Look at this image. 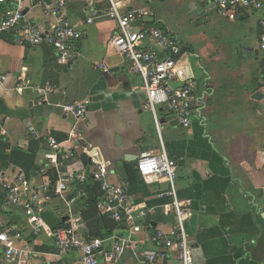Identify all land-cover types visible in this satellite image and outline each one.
<instances>
[{
	"label": "crops",
	"instance_id": "obj_1",
	"mask_svg": "<svg viewBox=\"0 0 264 264\" xmlns=\"http://www.w3.org/2000/svg\"><path fill=\"white\" fill-rule=\"evenodd\" d=\"M65 1L67 19L84 35L78 45L81 55L73 62L61 64L47 46L17 45L11 34L0 38V131L5 132L0 134V170L8 172L14 166L25 173L9 156L16 149H34L32 179L50 181L48 173L56 169L48 167L51 149L47 138L54 137L66 153L75 148L68 140L77 130L82 135L75 148L77 155L72 161L62 160V171L84 169L85 145L97 148L99 160L108 165L109 180L126 187L131 203L148 212L136 223L142 232L132 235L134 249H128L118 264H144L142 252L164 249L153 244L151 236L158 230L169 234L176 223L170 198L158 197L168 192L169 185L164 181L147 184L136 167L142 152L160 150L161 138L169 157L177 162L178 197L187 204V233L194 245L196 264H264V52L260 50L259 14H254L257 17L251 29L254 43L240 42L231 49L221 44L214 30L216 20L211 14L216 9L211 0H184L186 6L197 9L196 18L213 25L212 34L203 38V47L197 51L191 41H182L151 10L153 17L145 19L141 27L162 26L182 48H187L181 53V65H188L196 83L189 104L191 128L184 129L164 107H159V132L141 78L129 73V61L123 55L108 49L117 31L116 22L101 18L88 24L89 0ZM152 1L126 0L124 11L149 7ZM27 18L47 28L54 23L39 9L29 11ZM102 63L108 72L96 67ZM24 78L33 87H52V104L90 100L87 115L76 124L58 108L40 104L34 90L17 91ZM30 120L41 140L30 138ZM75 189L71 186L67 196H72ZM65 208L63 200L52 195L44 213L48 228L36 237L22 210L0 207V223L16 227L18 244L28 245L35 252L25 264H50L54 259L57 249L50 231L66 224ZM130 232L131 226L119 225L105 239L127 237ZM163 251L166 258L158 264H181L176 249ZM76 257L71 255L68 260ZM0 264H11L2 252Z\"/></svg>",
	"mask_w": 264,
	"mask_h": 264
},
{
	"label": "built area",
	"instance_id": "obj_2",
	"mask_svg": "<svg viewBox=\"0 0 264 264\" xmlns=\"http://www.w3.org/2000/svg\"><path fill=\"white\" fill-rule=\"evenodd\" d=\"M125 2L126 0H89L86 7L87 23L92 24L101 18L116 22L117 31L109 41L108 49L123 55L129 61V73L141 78L142 90L147 94L148 109L153 114L158 131L160 132L159 107H164L184 129L191 128L193 113L189 104L193 101L196 83L188 71V65H181V44L160 27H141L145 19L153 17L148 6L124 11ZM211 4L221 18L231 22L259 14L257 27L260 33V50L264 52V0H211ZM37 9L54 20L49 28L27 18L29 11ZM6 34H11L17 45L51 48L61 64H68L80 57L78 45L84 39L83 32L67 19L65 0H0V38ZM96 67L109 71L103 63L96 64ZM30 83L24 78L16 90H34L39 96L40 104L58 108L62 114L71 116L76 124L87 115L92 103L90 100L52 104L49 100L53 93L52 87L37 88ZM176 84L181 86L176 88ZM27 131L31 139H42L31 120L27 122ZM0 134L4 135L5 132L1 130ZM80 140L82 135L73 130L68 142L76 148ZM47 142L51 149L48 167L56 169L58 173L56 186L51 188L47 178L43 182L30 180L21 169L14 166L8 169L10 176L7 175L8 172L0 170L2 209L22 210L33 236L38 237L48 228L44 213L51 194H54L66 206L67 221L63 227L50 231L57 249L50 264H101L102 261L105 264H118L128 249H134L132 235L142 232L141 225L136 223L148 216V212L131 203L126 187L109 180L108 165L99 160L97 148L92 144H86L83 151L88 159L84 169L63 172L62 160H74L77 155L75 148L63 153V145L54 137H48ZM136 167L147 184L164 181L169 185L168 192L160 193L158 197L170 198V206L176 217L175 227L169 234L158 230L150 240L163 247V250L176 249L181 264H196L194 245L187 233V204L178 197L177 162L169 157L161 138L160 150L142 152L136 161ZM90 179L101 186L102 197L97 203L99 215L118 225L131 226L129 236L102 239L85 235L86 222L77 204L80 199L87 197L83 186ZM76 184H80L81 188L68 197L70 187ZM17 233L16 227H6L0 223V252L11 264H25L35 252L28 245L18 244ZM163 250H145L140 254L143 263L158 264L166 258ZM71 255L77 257L73 261L68 260Z\"/></svg>",
	"mask_w": 264,
	"mask_h": 264
},
{
	"label": "rangeland",
	"instance_id": "obj_3",
	"mask_svg": "<svg viewBox=\"0 0 264 264\" xmlns=\"http://www.w3.org/2000/svg\"><path fill=\"white\" fill-rule=\"evenodd\" d=\"M189 1L192 3V0ZM149 7L156 15L157 20L170 29L173 34L178 35L182 41H191L197 51L203 47V38L213 30V25L204 24V19L196 18L195 11L197 9L186 6L184 0H153ZM217 14L215 10L212 11L211 16H213V20H216L217 28L214 30L218 32L223 46L233 49L240 42L246 41L251 45L254 43L251 29L253 22L256 21V15L251 16L246 22L230 23Z\"/></svg>",
	"mask_w": 264,
	"mask_h": 264
},
{
	"label": "trees",
	"instance_id": "obj_4",
	"mask_svg": "<svg viewBox=\"0 0 264 264\" xmlns=\"http://www.w3.org/2000/svg\"><path fill=\"white\" fill-rule=\"evenodd\" d=\"M161 27L162 26H160V28ZM35 157L36 153L34 149H29L28 151L16 149L12 151L11 155L9 156L12 163L25 169L27 178L30 180L32 179V171L36 163ZM55 171H53V173H48L51 188H54L56 186L58 180V174L56 175L57 171L56 173ZM75 187L76 194L77 190L80 189L81 186L80 184H76ZM83 188L87 193V197L79 200L77 208L82 211L83 219L87 224V232L85 235L89 238L105 239L113 234V232L118 228L119 225L111 221L107 217L99 215V212L97 210V203L102 197L100 184L94 183L92 179H90L87 184L83 186ZM1 206L2 202L0 201V207ZM60 225H63V223ZM56 229H58L57 226L54 228V230Z\"/></svg>",
	"mask_w": 264,
	"mask_h": 264
},
{
	"label": "water",
	"instance_id": "obj_5",
	"mask_svg": "<svg viewBox=\"0 0 264 264\" xmlns=\"http://www.w3.org/2000/svg\"><path fill=\"white\" fill-rule=\"evenodd\" d=\"M186 51H187V48H186V47H183V48H182V54H184ZM182 54H181V55H182ZM255 97H256V98H257V97H260V94H256ZM83 160H84V162L87 164L88 159H87V156H86V155L83 156ZM38 169H39L38 167L35 168V170H38Z\"/></svg>",
	"mask_w": 264,
	"mask_h": 264
}]
</instances>
